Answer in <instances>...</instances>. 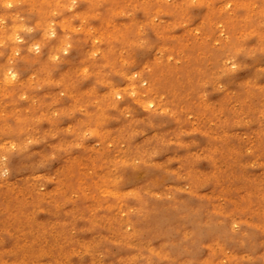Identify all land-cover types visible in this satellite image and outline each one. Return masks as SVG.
<instances>
[{
  "label": "rangeland",
  "instance_id": "obj_1",
  "mask_svg": "<svg viewBox=\"0 0 264 264\" xmlns=\"http://www.w3.org/2000/svg\"><path fill=\"white\" fill-rule=\"evenodd\" d=\"M263 249L264 0H0V264Z\"/></svg>",
  "mask_w": 264,
  "mask_h": 264
},
{
  "label": "snow or ice",
  "instance_id": "obj_2",
  "mask_svg": "<svg viewBox=\"0 0 264 264\" xmlns=\"http://www.w3.org/2000/svg\"><path fill=\"white\" fill-rule=\"evenodd\" d=\"M6 7L11 8L12 7V4L11 3H8V4H6Z\"/></svg>",
  "mask_w": 264,
  "mask_h": 264
},
{
  "label": "bare ground",
  "instance_id": "obj_3",
  "mask_svg": "<svg viewBox=\"0 0 264 264\" xmlns=\"http://www.w3.org/2000/svg\"><path fill=\"white\" fill-rule=\"evenodd\" d=\"M244 10V9H243ZM239 57V56H238ZM9 74H10V71H9ZM130 77V76H129ZM14 164V163H13ZM16 164V163H15ZM150 217V216H149ZM264 250V249H263Z\"/></svg>",
  "mask_w": 264,
  "mask_h": 264
}]
</instances>
